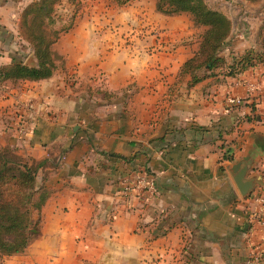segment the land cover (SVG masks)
Returning <instances> with one entry per match:
<instances>
[{"label":"crops","instance_id":"crops-1","mask_svg":"<svg viewBox=\"0 0 264 264\" xmlns=\"http://www.w3.org/2000/svg\"><path fill=\"white\" fill-rule=\"evenodd\" d=\"M31 1L0 0V66L37 64L18 32ZM231 1L218 6L233 22L221 52L229 64L264 52V0ZM58 9L53 75L0 84V150L40 162L38 184L50 191L34 215L40 235L2 264H264L251 256L260 232L248 220L264 190V63L190 87L182 68L207 28L191 14H163L156 0H63ZM256 81L261 92H250ZM229 93L242 102H226ZM23 106L34 118L26 138L16 130ZM255 114L261 120L248 119ZM228 146L233 160L223 159ZM245 158L256 181L243 197L234 176ZM142 166L155 192L125 200L121 180Z\"/></svg>","mask_w":264,"mask_h":264},{"label":"trees","instance_id":"trees-1","mask_svg":"<svg viewBox=\"0 0 264 264\" xmlns=\"http://www.w3.org/2000/svg\"><path fill=\"white\" fill-rule=\"evenodd\" d=\"M62 1L32 0L22 9L19 17L20 37L32 46L37 64L29 66L15 60L0 66V84L9 80L13 83L42 80L53 75L56 69L53 45L59 38V31L50 26ZM157 10L166 15L189 13L195 25L207 27L198 51L182 68L183 73H189L192 77L190 87L209 76L219 77L221 74L223 78L236 77L264 63V52L255 49L233 56V62L228 63L221 52L231 35L233 22L225 13L212 8L206 0H157ZM262 45L264 47V25ZM16 113L25 116L27 110L21 111L19 107ZM248 119L261 120L256 114ZM112 156L127 159L118 154ZM223 159H234L231 146L226 148ZM40 166V162L22 158L16 153V148L0 150V264L5 256L24 253L41 233V219H35L34 215L41 211L50 197V191L44 184H38ZM134 172L121 181H133L141 174L147 179L153 176L146 166ZM146 194L147 190L144 189L138 195L144 197Z\"/></svg>","mask_w":264,"mask_h":264},{"label":"built area","instance_id":"built-area-1","mask_svg":"<svg viewBox=\"0 0 264 264\" xmlns=\"http://www.w3.org/2000/svg\"><path fill=\"white\" fill-rule=\"evenodd\" d=\"M248 90L250 92H261L262 90V82H248L247 83ZM226 102L231 105H238L242 102V98L238 95H234L229 93L226 98ZM28 107L23 106L20 107L21 111L23 109L27 110L25 116H21L20 114L17 116V133L21 138H26L31 135L34 127V118L28 115ZM147 190L148 194H152L155 192L154 180L153 178L147 179L145 175H138L133 181H124L123 187L120 190V195L125 200L129 199L131 193L137 192L138 194L142 190ZM254 199L257 203V206L254 210H252L248 215V220L251 224L258 226L260 232V243L252 250L251 256L255 260L264 257V190L262 188H258L255 191Z\"/></svg>","mask_w":264,"mask_h":264},{"label":"water","instance_id":"water-1","mask_svg":"<svg viewBox=\"0 0 264 264\" xmlns=\"http://www.w3.org/2000/svg\"><path fill=\"white\" fill-rule=\"evenodd\" d=\"M25 64L29 65L28 63H25ZM251 165H252V162L249 160V158H245L244 162L241 161L235 165L234 178H235V182L243 197L250 195L253 188L255 187L256 180L254 178L247 177Z\"/></svg>","mask_w":264,"mask_h":264},{"label":"rangeland","instance_id":"rangeland-1","mask_svg":"<svg viewBox=\"0 0 264 264\" xmlns=\"http://www.w3.org/2000/svg\"><path fill=\"white\" fill-rule=\"evenodd\" d=\"M207 2H208V4L212 7V8H214V9H218V6L220 5V4H222V3H226V2H228L229 4L232 2L231 0H227L226 2H224L223 0H206ZM156 2H157V0H156ZM61 4V3H60ZM227 4V3H226ZM232 4H235V3H233L232 2ZM264 4H262L261 5V7L263 6ZM220 7V6H219ZM57 10H59L58 9V6H57ZM219 10V9H218ZM56 13H57V11H56ZM56 15V14H55ZM19 17H20V14H19ZM19 17H18V32H19V36H20V25H19ZM50 28H51V26H50ZM22 40V39H21ZM31 46V45H30ZM32 47V46H31Z\"/></svg>","mask_w":264,"mask_h":264}]
</instances>
